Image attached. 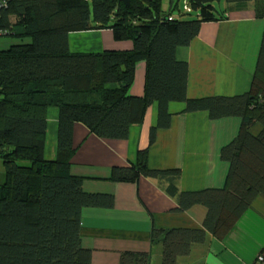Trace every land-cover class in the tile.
Listing matches in <instances>:
<instances>
[{"label": "trees", "instance_id": "obj_1", "mask_svg": "<svg viewBox=\"0 0 264 264\" xmlns=\"http://www.w3.org/2000/svg\"><path fill=\"white\" fill-rule=\"evenodd\" d=\"M214 1L185 0L189 10H183L196 16L184 19L163 10L161 0H0V38L11 40L0 49V264H91V252L80 241L81 211L111 207L113 197L84 191L82 179L70 173L73 125L122 139L153 102L159 127L169 123L171 102H183L181 111L204 110L212 119H240L235 137L219 151L228 164L222 187L180 190L179 169L149 168L146 149L128 165L112 167L114 181L160 180L178 211L205 207L201 227L152 228L151 243L162 246L160 264H177L207 234L223 238L253 200L264 197V37L242 94L187 97V64L175 55L202 22L223 16ZM249 1L224 0L238 9ZM100 29L131 46L69 49L70 33ZM139 61L146 64L141 96L128 94ZM50 106L58 109L57 151L46 159ZM255 122L261 124L257 134L250 132ZM150 261L149 253L125 251L118 264Z\"/></svg>", "mask_w": 264, "mask_h": 264}, {"label": "crops", "instance_id": "obj_2", "mask_svg": "<svg viewBox=\"0 0 264 264\" xmlns=\"http://www.w3.org/2000/svg\"><path fill=\"white\" fill-rule=\"evenodd\" d=\"M161 1L163 10L172 11L184 6L185 0H175L176 5L174 0ZM221 8V18L202 22L189 44L176 48V58L187 64L189 98L231 96L245 93L250 87L264 37V0L249 1L242 9L229 3ZM171 15L178 17L173 11ZM9 19L13 22L15 17ZM10 42L0 38V49ZM68 44L71 51L131 46L130 42L115 41L111 32L103 29L70 33ZM145 68L144 61L135 64L128 94H143ZM183 107V102H171L169 123L159 127L157 103L153 102L143 121L131 124L127 137L122 139L101 138L82 123L73 125L75 151L70 173L82 179L84 191L113 197L111 207H85L81 211L80 241L91 252V264H118L125 251L149 253L150 264H160L162 246L151 243L153 227H201L205 207L176 210V198L164 191L160 180L140 176L135 182H119L110 178L112 167L128 165L135 161L139 149H146L149 168L179 169L180 190L222 187L228 164L219 151L235 137L240 119H212L204 110L181 111ZM46 116L44 157L53 159L58 109L48 107ZM177 264H264V197L257 196L223 238L207 234L204 243L179 257Z\"/></svg>", "mask_w": 264, "mask_h": 264}, {"label": "rangeland", "instance_id": "obj_3", "mask_svg": "<svg viewBox=\"0 0 264 264\" xmlns=\"http://www.w3.org/2000/svg\"><path fill=\"white\" fill-rule=\"evenodd\" d=\"M176 1H178V0H176ZM224 3H225L224 0L214 1V6H215L216 12L220 11V9H222L221 7L224 6ZM182 6L181 7L179 6L178 8L174 7L172 9V11L176 14V16H178L180 18H184V19H191V18L196 16L194 11H192V12L184 11ZM260 128H261V124L259 122H255L251 125L250 132L253 134H257L260 131ZM251 129H254V131H251Z\"/></svg>", "mask_w": 264, "mask_h": 264}, {"label": "built area", "instance_id": "obj_4", "mask_svg": "<svg viewBox=\"0 0 264 264\" xmlns=\"http://www.w3.org/2000/svg\"><path fill=\"white\" fill-rule=\"evenodd\" d=\"M184 9L185 10H189V8H188V6L186 4L184 5ZM259 260L260 261L263 260V256H259Z\"/></svg>", "mask_w": 264, "mask_h": 264}]
</instances>
